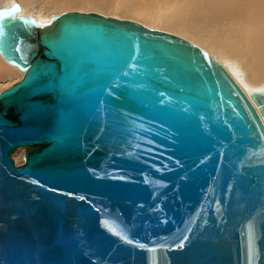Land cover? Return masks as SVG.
Wrapping results in <instances>:
<instances>
[{"label":"water","instance_id":"1","mask_svg":"<svg viewBox=\"0 0 264 264\" xmlns=\"http://www.w3.org/2000/svg\"><path fill=\"white\" fill-rule=\"evenodd\" d=\"M0 54L24 71L0 90V264H264V88L176 32L18 0Z\"/></svg>","mask_w":264,"mask_h":264},{"label":"bare ground","instance_id":"2","mask_svg":"<svg viewBox=\"0 0 264 264\" xmlns=\"http://www.w3.org/2000/svg\"><path fill=\"white\" fill-rule=\"evenodd\" d=\"M88 1L99 8L107 3H104L106 0ZM125 1L129 4L133 0ZM181 1L175 20H164L166 26L170 27L163 29L181 34L207 49L225 64L246 91L264 88V78H261L264 75V0ZM10 2L13 1H8L7 4ZM75 2L79 0H67L64 3ZM21 6L22 12L27 13V7L22 4ZM43 16L36 15L42 20L50 18L45 19ZM147 20L142 22L151 26L152 23ZM248 55L253 59L250 67L249 63L247 66L243 62ZM0 60L11 69L19 68L1 54ZM18 70L21 72L19 79L24 71L21 68Z\"/></svg>","mask_w":264,"mask_h":264},{"label":"rangeland","instance_id":"3","mask_svg":"<svg viewBox=\"0 0 264 264\" xmlns=\"http://www.w3.org/2000/svg\"><path fill=\"white\" fill-rule=\"evenodd\" d=\"M8 1L14 0H0L1 4H7ZM20 4L27 7V13H33L37 16H40L47 19L51 16L52 13H58L65 10H93L102 12L104 14L117 15L120 17H127L132 19H142L150 21L151 26L159 27V28H168L170 26H166L165 21H174L175 14L178 13L179 1L175 0H133L127 4L125 0H106L107 2L104 7L99 8L98 5H93L89 3L88 0H79V2L75 3H64L67 0H18ZM85 2V3H83ZM87 2V3H86ZM183 3V1H181ZM11 3V2H10ZM142 14V15H141ZM143 14H145L143 16ZM141 21V20H139ZM141 21V22H142ZM0 60V90L6 86L12 84L16 79H18L19 75H21L20 70L17 68H9L6 63H1ZM248 67L253 63V59L251 56H246L243 61ZM264 78V75L261 78ZM13 157L16 159L17 163H21L24 161V148L21 147L15 150L12 153ZM18 159V161H17Z\"/></svg>","mask_w":264,"mask_h":264},{"label":"snow or ice","instance_id":"4","mask_svg":"<svg viewBox=\"0 0 264 264\" xmlns=\"http://www.w3.org/2000/svg\"><path fill=\"white\" fill-rule=\"evenodd\" d=\"M180 246H182V245H180Z\"/></svg>","mask_w":264,"mask_h":264}]
</instances>
